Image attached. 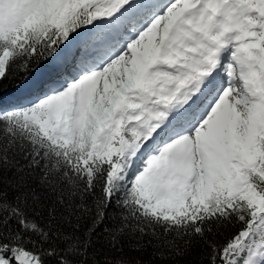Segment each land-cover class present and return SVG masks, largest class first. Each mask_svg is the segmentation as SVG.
Wrapping results in <instances>:
<instances>
[{"label": "snow or ice", "instance_id": "1", "mask_svg": "<svg viewBox=\"0 0 264 264\" xmlns=\"http://www.w3.org/2000/svg\"><path fill=\"white\" fill-rule=\"evenodd\" d=\"M8 80L0 203L58 195L47 230L21 221L39 241L0 216V264H45L36 245L78 240L85 220L90 235L117 193L138 219L113 241L158 226L187 264H264V0H0V92Z\"/></svg>", "mask_w": 264, "mask_h": 264}, {"label": "trees", "instance_id": "2", "mask_svg": "<svg viewBox=\"0 0 264 264\" xmlns=\"http://www.w3.org/2000/svg\"><path fill=\"white\" fill-rule=\"evenodd\" d=\"M4 83L7 87L0 92L1 102L17 90L14 87L15 81L8 80ZM4 137V125L0 122V140H3ZM20 162L27 163L25 160ZM35 172L37 177L43 175L40 168L35 169ZM69 175L71 176V174ZM50 179H55L59 183V187L64 191L69 190L70 184L67 178L62 179L59 175H55L50 177ZM79 183L82 184V181ZM42 190L45 192V207L43 209L23 204L17 201L11 193H9L3 203H0V216L4 218L7 224L6 236L19 238L22 234L23 236H32L34 241L40 240L35 231H28L30 225H22L21 221L34 218L41 227L47 230L49 227L48 207L56 202L58 192L47 186ZM96 195L101 199L103 206L104 197L102 181L100 180L97 181ZM118 200H122L119 193L104 207V215L90 235L87 233L88 229L92 227V221L85 220L80 229L77 230L78 240L75 236L72 240H61L57 237L49 240L42 247L36 245L34 250H39L44 255L45 264H59L60 257H65L64 264H108L109 259L112 264H115V261L119 258L132 261L140 260L142 264H187V260L190 258L168 255L171 249L167 242L174 240L175 234L172 232L165 234L164 229L158 226L156 227V235L151 234L150 229L143 235L126 229L123 234L117 237L118 242L113 241L111 231H106V229H115L125 222L135 224L138 219L131 214V209L128 205L117 203ZM239 227L240 225L237 224L235 227L230 225L226 229H221L225 236L221 237L218 235L217 239L222 243L226 236L238 231ZM52 230L55 231V226ZM64 230L69 231L70 229L65 228ZM177 243H180V241L177 240ZM114 244L115 246H113ZM136 244H143L145 247L140 251H135L131 245ZM27 247L32 249L34 245L33 243H28ZM120 248H122V251L118 250ZM48 249H52L54 255H47ZM161 252L165 253V258L159 255ZM205 264H207V261H205Z\"/></svg>", "mask_w": 264, "mask_h": 264}]
</instances>
